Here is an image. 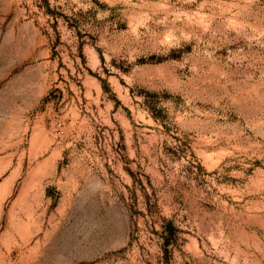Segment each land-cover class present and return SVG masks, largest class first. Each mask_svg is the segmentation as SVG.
<instances>
[{
  "label": "rangeland",
  "instance_id": "374dc122",
  "mask_svg": "<svg viewBox=\"0 0 264 264\" xmlns=\"http://www.w3.org/2000/svg\"><path fill=\"white\" fill-rule=\"evenodd\" d=\"M0 264H264V0H0Z\"/></svg>",
  "mask_w": 264,
  "mask_h": 264
},
{
  "label": "trees",
  "instance_id": "16d2710c",
  "mask_svg": "<svg viewBox=\"0 0 264 264\" xmlns=\"http://www.w3.org/2000/svg\"><path fill=\"white\" fill-rule=\"evenodd\" d=\"M167 231H168V234L169 236L166 238V245H168L170 243V236H172L175 232V227L172 223H169L168 226L166 227Z\"/></svg>",
  "mask_w": 264,
  "mask_h": 264
}]
</instances>
